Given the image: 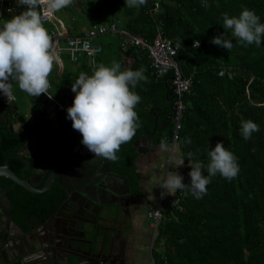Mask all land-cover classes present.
I'll return each instance as SVG.
<instances>
[{"label": "trees", "instance_id": "trees-1", "mask_svg": "<svg viewBox=\"0 0 264 264\" xmlns=\"http://www.w3.org/2000/svg\"><path fill=\"white\" fill-rule=\"evenodd\" d=\"M244 8L253 10L264 23V0H147L146 4L131 8L126 6V0H73L58 11L70 35H85L97 26L116 25L123 39L129 33L151 42L159 27L163 36L178 46L176 58L182 72L194 80L191 91L183 96L186 109L179 138L172 141L173 123L166 147L175 144L183 159L185 184L190 183L191 167L186 157L189 151L194 154L192 160L204 166L205 176L210 162L208 152L217 142H222L237 158L238 175L228 180L217 173L210 178L207 193L201 198L184 190L177 191L173 199L162 201L161 220L157 229H152L156 235L154 264H264V36L259 46L246 44L223 28L225 12L238 17ZM218 35L232 42L230 51L211 42ZM196 40L201 43L198 48L193 45ZM127 51L137 69H146L147 82L140 81L132 90L141 97L135 108L139 127L146 125L151 129L155 126L151 107L165 103L169 95L166 77L156 78L153 74L146 48L132 45ZM225 69L232 72V77L220 75ZM92 72L86 68L87 74ZM70 79L71 74L64 71L57 81L61 90L67 88ZM170 84L172 80L168 79ZM68 107L59 114V122L61 135L70 142L73 134ZM246 120L259 125V131L248 140L241 134V122ZM140 133L122 144L118 159L111 161L112 171L129 180L138 198L144 191L143 172L137 163L140 153L134 145ZM186 138L191 139L190 144ZM24 144L20 133L0 126V164L8 160L18 175H22L26 163L18 151L8 154ZM34 166L32 158L27 176ZM0 186L7 188L14 204V220L26 230L30 229L27 220L31 216L44 220L57 201L66 196L65 188L58 184L54 201L50 203V199L43 205L35 200L36 194L8 177L0 176Z\"/></svg>", "mask_w": 264, "mask_h": 264}, {"label": "clouds", "instance_id": "clouds-1", "mask_svg": "<svg viewBox=\"0 0 264 264\" xmlns=\"http://www.w3.org/2000/svg\"><path fill=\"white\" fill-rule=\"evenodd\" d=\"M146 2L147 0H126V6L139 7ZM16 3L18 6L23 5L24 10L11 16L0 26V93L8 98L12 91V82L15 81L21 91L32 97H39L42 93L47 94L50 87L48 77L55 61L53 39L42 22L41 12L44 9L59 11L71 5L73 0H16ZM223 28L231 30L234 37L246 44L255 43L259 46L264 36V23L248 8H244L238 17L229 16L225 12ZM119 31L118 29L108 32ZM99 36L101 34L96 37ZM123 40L127 43L125 37ZM211 42L228 51L233 47L232 42L222 35L214 37ZM193 45L198 48L199 41H194ZM102 53L94 61L89 59L90 64H95ZM145 71L143 67L137 70H121L120 63L113 61L111 66L98 65L91 75L81 72L75 83H72L71 90L75 96L72 105L67 108V118L72 121L73 129L81 134V143L95 157L116 161L122 144L130 142L135 135L139 127L135 108L141 97L132 89L140 81L147 82ZM52 98L55 99L53 96ZM61 102L64 103V100ZM258 131L259 125L252 120L241 122V134L245 140ZM144 133H140V136ZM186 143L190 144L191 139L186 138ZM161 146L164 147L163 142ZM193 155L191 151L186 154L191 167L190 183L185 184L182 175L177 171H169L159 184V187L164 189L162 198L164 195H175L177 191L188 190L199 199L207 193L210 178L217 173L228 180L235 178L239 173L236 156L222 142H217L208 152L210 162L207 164V176L203 172L204 166L201 162L192 160ZM183 162L182 159L177 166L183 165Z\"/></svg>", "mask_w": 264, "mask_h": 264}, {"label": "flooded vegetation", "instance_id": "flooded-vegetation-1", "mask_svg": "<svg viewBox=\"0 0 264 264\" xmlns=\"http://www.w3.org/2000/svg\"><path fill=\"white\" fill-rule=\"evenodd\" d=\"M121 67H123V64L121 65ZM168 87L169 95L166 98V102L163 104L161 103L158 106H152L150 109L154 119L152 123H154V125L155 123H157V131L154 136L157 145L155 149H150L148 153L151 151H159L162 147V142L164 144V147H162V149L166 147L167 143L169 144L170 133L173 124V116L175 114L176 93L174 91L173 85L170 84L168 85ZM67 94L68 92L66 93V95ZM66 95L64 96V99ZM73 100L74 98L71 99V103H73ZM66 107H68V105L65 104L64 109L62 111H59V114L65 111ZM59 114L57 116L58 122L60 116ZM8 125L9 123L6 124V126L2 127L4 129H8ZM70 128L72 131V121H70ZM154 128L155 126H153V128H151L150 130L152 131L154 130ZM159 128H161V130H159ZM22 129L23 127L21 126V130ZM60 129L61 126H59V132ZM8 130L10 131V129ZM21 130H16V128L14 127V131L12 133L18 134L21 133ZM32 134L33 132L30 131V136ZM62 137L64 138L65 143H69V141H65V137L63 135ZM151 145L152 144H150V147ZM20 149L15 150L19 151ZM55 152L54 154L57 155ZM83 158L88 160L91 159L93 163L101 162L100 159L95 157L93 154ZM34 160L35 166L32 173L30 174V176H27L26 173L25 177L30 178L33 184L36 187L40 188L44 185V182L47 179L50 170L55 166L56 163L51 164L47 168L46 173H44L43 169L46 165L40 161L41 167L36 168L37 160ZM78 161L82 162L81 159H79ZM102 162L104 163V168L106 167V162H108L110 171L114 173V171H112L111 161L103 160ZM78 168L77 171L79 175L80 173L84 172L85 168L86 172L83 173V176L79 178L77 184L79 185L81 183H85L84 185L86 186V191L90 194L95 195L97 192H100L102 196L101 199L108 203H93L90 198H86L79 193H75L74 197L77 198L81 203L80 207L76 208L75 210L79 214L72 215V207H70L69 209V206L67 205V202H69L67 200L69 194L66 192L65 188L66 196L57 201V203L55 202L56 206L54 207V210L47 212V216L44 220L39 219L38 217H36V215L31 216V218L27 220V224L30 226L29 230L24 229L14 220L11 212L14 204L7 194V188L4 186H0V188L5 189L3 191L0 190V239L6 246L5 247L4 245H2L0 250L2 249L3 251L2 256L6 260V264H15L17 262H19L20 264H55L57 263V261L58 264H136L135 259L131 258L130 256V258L126 256V247L128 243L125 237L124 227L130 226L128 230H134V222L138 221L139 216H137V214L135 213H132V208L134 205H138L140 203L141 197L138 198L132 192L131 186L129 191H127L126 186H122L119 189V195H115L113 193L109 194L100 186L99 181L96 182V180L101 178L104 173H95L97 172L95 169V165H87L86 167L79 166ZM41 183L42 185H40ZM58 184V182H54L49 189L42 193L31 192L33 194H36V201L44 202L43 205H45V202L50 199V203L54 201L53 196L56 191V185ZM9 215L11 216V220H8ZM122 215H125V218H122ZM33 217H36L40 221V225H33L34 223L31 221ZM73 219L77 221V224H79V227L76 229L73 227ZM13 221H15V223L22 229L23 233H21L18 228H15L12 225ZM144 225H146L143 227L145 231L140 232V237L137 238L141 240V242L147 241L148 238H152V241L154 243L156 235L154 234V232L153 235H151L149 231L151 229H149L147 221H145ZM33 227L38 229L34 233V236L36 237L34 238V240L41 239L40 235L44 237L43 241L40 242L39 249H36L35 246L31 243H29L31 246L30 250L26 248L25 244L19 246V244H17V240H19L21 237H24L23 234L32 232L34 230ZM68 228H71L74 232H76V234L78 235L77 238H81L84 241L82 245H80L81 242H74L75 246L78 247V249L75 247H73V249L67 248V237H65V235H67ZM91 234H94V236H92ZM53 236H56L58 238L61 246L56 252H54L52 243L53 240L51 239V237ZM129 240L131 241L130 243L133 244V232H130ZM11 241H15L16 243L12 245ZM135 245L136 243L134 242L133 248H135ZM131 259L134 262H131ZM152 263L154 264L153 259Z\"/></svg>", "mask_w": 264, "mask_h": 264}, {"label": "water", "instance_id": "water-1", "mask_svg": "<svg viewBox=\"0 0 264 264\" xmlns=\"http://www.w3.org/2000/svg\"><path fill=\"white\" fill-rule=\"evenodd\" d=\"M122 60L124 64L123 70L128 69L129 67L132 70H137L135 66H132L134 60L131 58L129 51H126L125 54H123ZM168 79L172 80L175 79V77L169 76L165 78L167 87ZM74 96L75 93L70 89L64 99V103L68 106H71V99L74 98ZM31 98L32 103L28 107L29 114H21L19 112V104L17 102L11 104L13 111L9 114V116L15 117L20 120L22 124L23 129L21 130L20 134L23 136L25 144L18 151V156H20L24 160L26 165L22 169V175H18L10 168L8 160H6L3 164H0V176H5L12 179L15 183L20 184L21 186L27 188L28 190L34 193H42L49 189L54 182H58L64 188H66V192L69 194L67 198L69 202H67V200L66 202L69 206V209L70 207H72V215L79 214L75 210L76 208L80 207L81 203L78 201L77 198L74 197L75 193H79L86 198H90L93 203H108L101 199L102 196L100 192H97L95 195L90 194L86 191V186L84 185L85 183H81L79 185L77 184L79 178L82 177L83 173L86 172L85 168L84 172L80 173L79 175L77 171V168L79 166L86 167L87 165H95V169L97 171L95 173L103 172L104 174L102 175V177L96 180V182L99 181L100 186L109 194L113 193L115 195H119V189L122 186H126L127 191H129V180L124 176L111 172L109 169L108 162H106V167L104 168V163L102 161L105 159L99 158L101 161L100 163H93L91 159L88 160L83 158L90 156L93 153H91L81 143L82 136L78 131L74 130L73 127V137L71 138V141L69 143L64 142V138L59 132L60 124L57 121V116L59 114L58 105L48 91L47 94L42 93L39 97L31 96ZM3 108L4 109L2 112L4 116H6L9 106L5 105L3 106ZM7 128L10 129L11 132L14 131V127L12 124H9ZM31 130L33 134L30 136ZM141 130H144L145 133L134 141V145L137 147L139 153L146 154L150 149H155L157 145L154 137L157 131V123H155V128L152 131L146 125L140 126L136 130L135 135L139 134ZM159 130H161V128H159ZM52 131L54 132V135L52 134ZM150 144H152L151 147ZM15 151L16 150H12L8 155L10 156ZM54 152L57 155H55ZM32 158L37 160L36 168L41 167L40 161L46 165L43 169L44 173H46L47 168L51 164L56 163L55 166L50 170L48 177L44 182V185L40 188L36 187L30 180V178L25 177L26 170L31 166ZM79 159H81L82 162L78 161ZM0 190L3 191L5 189L0 188ZM8 220H11L10 215L8 216ZM31 221L34 223L33 225L35 226L40 225V221L36 217H33ZM12 225L15 228H18L21 233H23L22 229L15 223V221L12 222ZM77 225V221L73 219V227L75 229L77 228ZM33 228L34 230L32 232L23 234L24 237H21L22 239L20 238L19 240H17V244H19V246L25 244L26 248L30 250L31 246L29 243H31L35 246L36 249H39L40 242L43 241L44 237L39 234L41 239L34 240V238H36L34 236V233L38 229H36L35 227ZM65 237H67L68 249H73V247L78 249V247L75 246L74 242H83V239L77 238L78 235L71 228L67 229V235H65ZM51 239L53 240L52 243L54 252H56L58 248L61 247L60 241H58V238L56 236L51 237ZM15 243V241H11L12 245H14ZM2 245L5 246V244H3L2 240L0 239V248ZM2 254L3 251L1 249L0 264H6V260L3 258ZM55 264H58V261Z\"/></svg>", "mask_w": 264, "mask_h": 264}, {"label": "built area", "instance_id": "built-area-1", "mask_svg": "<svg viewBox=\"0 0 264 264\" xmlns=\"http://www.w3.org/2000/svg\"><path fill=\"white\" fill-rule=\"evenodd\" d=\"M4 0H0V15L3 13ZM7 7L8 12L14 10V6L9 3L5 6ZM42 22L50 21L53 24V28L49 33L53 39L55 57L58 61L59 66H62V54L68 53L70 59L73 62H80L81 58L87 56V58L92 61L102 53L103 45L100 42H95L94 37L103 34L108 31H117L116 25L110 26H97L94 29L90 30L85 35H70L68 27L64 24V21L58 17L57 11H51L44 9L41 12ZM64 38L66 41L62 46L60 45V39ZM126 42L132 45H139L143 48H146L148 51V56L151 61V67L156 78H163L165 76H172L175 79L172 80L174 90L176 93V102H175V114L173 118L174 131L172 135V141L175 143L179 138V133L182 128V119L183 112L186 109V105L183 101V96L185 93L191 91L193 86V76H185L181 70L180 62L176 58L178 46L174 45L173 41L165 38L163 33L157 29V34L155 38L148 42L146 39L140 35L133 36L129 33H126ZM201 43L199 42V46ZM228 74L229 77H232V72L228 69L222 70L220 75ZM3 103L5 105H11L17 100V96L13 90L12 82V91L10 96L7 98L1 93ZM55 100V99H54ZM58 105L59 111L64 109V103L58 100H55ZM162 200L155 206H151L148 217L151 219L152 229L156 230L159 224V221L162 217Z\"/></svg>", "mask_w": 264, "mask_h": 264}, {"label": "crops", "instance_id": "crops-1", "mask_svg": "<svg viewBox=\"0 0 264 264\" xmlns=\"http://www.w3.org/2000/svg\"><path fill=\"white\" fill-rule=\"evenodd\" d=\"M13 5L14 6V10L12 12H8L7 11V7H5L7 4ZM4 8L2 15H0V26L3 25V23L11 18V16L19 14L21 11L24 10V6H18L16 3V0H4ZM57 15L59 18L62 19V17L60 16V14L57 11ZM63 20V19H62ZM64 21V20H63ZM43 24L45 26V28L47 29V31L50 33L51 29L54 27L53 24H51L50 21H43ZM64 24L67 26V24L64 21ZM68 27V26H67ZM100 37V36H99ZM98 37H95V41H100L101 40H97ZM60 45L62 46L63 44H65V40L64 38L60 39ZM125 40H126V36H125ZM104 45V44H103ZM127 47H129V45L125 42L122 43V45L120 46L121 49L123 50V53L125 51H127ZM66 54V57L68 59V61L70 62V64L67 66L66 62H64L63 59V55ZM62 54V63H63V69H61V67L58 64V61L56 60L57 58L55 57V61H54V65H53V69L52 72L50 73L48 79L50 82V87L48 89V91L51 89L53 93L52 96L58 100V101H63L64 100V96L66 95L67 92L70 91L72 86V83H75L76 79L78 78L79 74L81 72L86 73V68L88 70V68H93V66L95 65V67L93 68V70H95V68L100 65V64H104L106 66H111V63H103L104 60H100L97 59L95 64H90V60H88V58H83L80 62L75 63L70 59V56L68 53H64ZM104 55V51L102 53V56ZM103 59V58H102ZM109 62V61H108ZM121 64V62H120ZM134 64V62H133ZM122 65V64H121ZM134 66V65H132ZM130 68V67H129ZM92 70V71H93ZM121 70H123V67H121ZM69 72L71 74V79L67 85V88L64 90H61V88L59 87L58 80L61 79L63 72ZM57 83V84H56ZM15 86L17 87V90L15 89ZM15 89V90H14ZM13 90L17 96V100L16 102L19 104V112L21 114H29L28 112V107L31 105L32 103V98L29 94H27L26 92L21 91L18 88V85L15 81H13ZM66 90V91H65ZM20 96H21V101H20ZM3 106H5V104L3 103V99L0 93V126H6V124H13V126L16 128V130H21V122L20 120H18L15 117L9 116V113H11V111H13L11 105L9 106L8 109V114L6 113V116H4L3 114ZM32 132V130H31ZM175 151L176 148L173 146V144L168 145V147H165L162 149V147L160 148L159 151L157 152H149L146 154H140V156L137 158V163H140L139 165V170L143 172V179H142V188H143V196L140 198V203L138 205H134L132 208V213L137 214V216H139L138 221L134 222V230L129 231L128 228L130 226H126L124 227L125 230V237L127 240V247H126V253H127V257H131L133 259H135L136 264H145L144 262V256L146 254V249H147V264H149V261L153 258L149 257V253H148V249H150V245L151 244L152 248H151V255L153 257V248H154V244L150 238L147 239V241H142L139 240L137 237H140L139 233L145 231L143 229L145 224V221L148 222V226H149V230L150 233L152 232V226H151V221L148 217V212L151 208V206H155L157 205L159 202V199H157L156 201L153 200L154 195H157L158 193H162V188L159 187L160 183H156L154 184V182L156 180H161L162 179V175H163V171L162 169H164V167L162 168V164H164L165 159L168 157L169 151ZM177 151V150H176ZM177 156H178V161L176 163V166L180 163V161L182 160V158L180 157L179 153L177 152ZM183 168H184V162L183 165L177 166L176 170L179 174L182 175L183 177ZM150 179H149V178ZM151 194V195H149ZM173 197H176L175 195H169L167 196V198L169 200L173 199ZM166 198V199H167ZM164 199V197L162 198ZM176 201V200H175ZM148 218V219H147ZM79 227V224L77 225V228ZM140 228V230H139ZM130 232H133V244L134 242L136 243L135 248H133V244H131L130 240H129V234ZM92 236H94V234H91ZM84 242V241H83ZM83 242H81L80 245L83 244ZM77 245V244H76ZM134 254V255H133ZM136 256V257H135ZM129 257V258H130ZM132 260V259H131ZM130 260V261H131ZM131 262H134L133 260Z\"/></svg>", "mask_w": 264, "mask_h": 264}, {"label": "rangeland", "instance_id": "rangeland-1", "mask_svg": "<svg viewBox=\"0 0 264 264\" xmlns=\"http://www.w3.org/2000/svg\"><path fill=\"white\" fill-rule=\"evenodd\" d=\"M97 40H101V42L104 44V55L101 57L104 60L103 63L105 62L107 64L108 63L112 64L113 61H117L118 63H120L122 61L121 59L123 56V52L120 50V44H122L123 38L119 33H117V32L104 33V34H101V36L98 37ZM174 45H176V44L174 43ZM63 59H64V62H66L67 66H68L70 64V62L68 61L66 54L63 55ZM180 67H181V64H180ZM93 68H91V69L93 70ZM15 89L17 90L16 86H15ZM49 91L51 93H53L51 89ZM20 101H21V96H20ZM177 161H178L177 151L176 150L175 151L170 150L168 157L165 159L164 164H162V168L164 167V169H162V171H163L162 179L156 180L154 182V184L161 183L166 178L169 171H177L176 170ZM162 192H164V189H162ZM149 195H151V194H149ZM167 196H169V195H164L163 196L164 199H166ZM157 199H159L158 202H160L162 200L161 192L158 193L157 195H154L153 200L156 201ZM122 218H125V215H122ZM151 235H153V233H151ZM150 240L152 241V238H150ZM149 245H150V247H149L150 249H148V253H149V257L152 258V255H151L152 246L150 243H149ZM157 247L158 246H156V248ZM146 256H147V249H146V254L144 256L145 264H147V257ZM149 264H153L152 259L149 261Z\"/></svg>", "mask_w": 264, "mask_h": 264}, {"label": "bare ground", "instance_id": "bare-ground-1", "mask_svg": "<svg viewBox=\"0 0 264 264\" xmlns=\"http://www.w3.org/2000/svg\"><path fill=\"white\" fill-rule=\"evenodd\" d=\"M52 134L54 135V132L52 131Z\"/></svg>", "mask_w": 264, "mask_h": 264}]
</instances>
